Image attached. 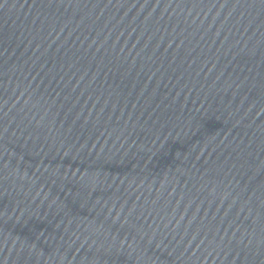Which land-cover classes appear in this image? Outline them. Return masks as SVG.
I'll return each instance as SVG.
<instances>
[{"label": "water", "instance_id": "obj_1", "mask_svg": "<svg viewBox=\"0 0 264 264\" xmlns=\"http://www.w3.org/2000/svg\"><path fill=\"white\" fill-rule=\"evenodd\" d=\"M0 264H264V0H0Z\"/></svg>", "mask_w": 264, "mask_h": 264}]
</instances>
